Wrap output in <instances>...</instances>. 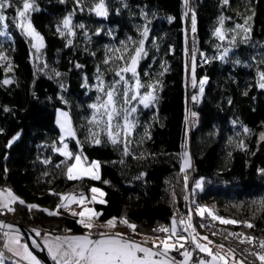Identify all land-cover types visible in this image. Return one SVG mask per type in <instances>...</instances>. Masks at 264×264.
I'll return each mask as SVG.
<instances>
[{
	"label": "trees",
	"instance_id": "16d2710c",
	"mask_svg": "<svg viewBox=\"0 0 264 264\" xmlns=\"http://www.w3.org/2000/svg\"><path fill=\"white\" fill-rule=\"evenodd\" d=\"M12 2L0 25L5 33L0 52L7 57L0 60V189H10L25 203L12 204L15 211L0 209V216L20 219L42 232H84L78 216L71 215L76 203L61 201L60 194L80 193L90 199L91 189L98 187L105 203L90 201L102 213L95 220L126 217L136 225L135 233L118 220L115 228L133 240L159 237L153 229L168 228L172 217L178 225L181 217L186 221L188 200L195 206L205 201L216 216L241 222L224 226L264 238V88L258 84L264 72V0H105L107 17L90 11L98 0H30L36 10L28 14L29 20L43 38L38 53L17 27L18 20L14 22L22 0ZM69 15L74 35L63 27ZM218 27L223 39L215 34ZM193 34L205 57L202 62L189 51ZM141 40L145 54L137 76L123 75L133 86L129 97L138 79L155 85L157 99L148 108L138 100L124 104L123 82L117 85V107L137 109L129 116L135 126L125 155L123 135L113 145L100 132L102 143H94L90 129L99 132L103 125L90 123V105L106 98L108 88L119 80L116 70L125 66L114 58L105 64V59L125 48L134 51ZM115 49L120 52L110 51ZM225 49L228 53L221 59ZM205 78L201 93L199 82ZM5 79L12 82L5 85ZM100 79L104 92L98 87ZM57 108L68 112L75 133L67 140L71 156L59 151L65 140L55 123ZM114 123L123 124V112ZM76 150L85 162L98 161L99 179H68ZM186 150L190 166L182 172Z\"/></svg>",
	"mask_w": 264,
	"mask_h": 264
},
{
	"label": "snow or ice",
	"instance_id": "6c2138e0",
	"mask_svg": "<svg viewBox=\"0 0 264 264\" xmlns=\"http://www.w3.org/2000/svg\"><path fill=\"white\" fill-rule=\"evenodd\" d=\"M228 0H225V3H227ZM185 3H187V0H185ZM12 0H0V25H3L5 22V15L3 14L4 9L13 7ZM127 6V5H125ZM35 6L33 2H30V0H22V9L17 8L16 9V16L14 17V22L16 20L19 21L17 24V27L22 29L25 35L31 37L32 41V47L36 50L38 53L40 49L43 47V38L39 35L38 32L35 31L33 28L28 14L31 11H34ZM90 11L94 12L96 16L100 17H107L108 16V8L105 3V0H98V3L94 4V6L90 9ZM224 17L220 18V23L223 25ZM63 27L65 29H68L69 35H74V33L71 31V15L66 16L63 19ZM245 24H247V20H245ZM6 27V25H4ZM78 27L83 28V25H78ZM236 28L242 29L245 33L249 31V29L243 25L237 24ZM192 30L195 31V15L192 17ZM60 31V29H58ZM215 34L219 36L220 39H223V32L222 28L218 27L215 30ZM5 33L3 31H0V36H4ZM61 35H64L63 32H61ZM142 35H147V28H145ZM235 39V38H233ZM69 44H71V40L68 41ZM122 44L124 42H121ZM143 40L140 41V46L136 47L134 51L128 52V50L125 48L123 53H120V55H116L114 57L109 56L105 59L104 63L108 64L111 59H117L124 61V67L119 68L116 70V75L119 76V80L114 81L113 84L108 88L107 92L105 93V97L101 103L92 104L90 107L94 109L92 119L90 123L96 124L97 126L103 125L102 128H100L99 132H93L90 129V137L93 138V141L95 144H101L102 141L99 138L100 132H103L105 135H107L108 141L113 144L117 145L120 143V137L121 135L124 136V154L128 155L129 150L127 147V144L129 143L127 140V137L131 134L134 124L130 122L129 116L131 113H134L137 111L135 107H132L130 110L128 109H119L117 107L118 103V97L117 93L119 89L117 88V85L121 84L123 82L124 88H123V102L124 104L130 103V101L138 100L140 104L143 105L144 108H148L156 99L155 95V85L154 84H148L143 85L140 83V81L137 79L136 84L134 85L135 94L131 95L129 97V92L133 90V86H129L128 82L125 80V77L123 73H131L132 77L137 76V65L139 63V60L142 58V56L145 54L143 50ZM115 52H120V49L110 50ZM125 53H127V59L125 58ZM228 53V49H225L223 55L221 56V59H223L224 56H226ZM195 59V57L193 58ZM0 60H7V57L0 52ZM46 66V65H45ZM76 67H81L79 64L76 65ZM11 64L9 63L7 70H10ZM57 76L60 75V73H56ZM99 79V77H98ZM12 81L9 79L3 80V84L7 85L10 84ZM206 82V78L200 80V92L203 93L204 91V84ZM259 87L264 88V72L259 73V81H258ZM196 85V80L193 78V86ZM99 90L101 92H104V82L102 79H100L99 84ZM142 87H146V91L143 94H140L139 90ZM98 100H101V97H97ZM193 100H196V97H193ZM7 111V109H5ZM121 112H123V124L114 123V120L116 117L121 115ZM97 114L100 115V119H97ZM195 115V113H193ZM60 116L64 117V120L61 121L58 119V124L60 125L62 136L61 140L63 141L64 136H75L74 131L71 128L70 121L67 118V113H60ZM106 117V120L103 119ZM248 129L245 128V132H247ZM16 139V137L13 138V140ZM261 139L264 140V133L261 134ZM12 141H9V145H11ZM243 147V144L240 145ZM67 145H65L64 150H62V154L65 156H71L72 154L66 151ZM187 154L185 153V157ZM47 163V161H45ZM186 166H190L187 159L185 160V164L182 165L181 171L183 172L185 170ZM99 164L97 161H92L91 165L88 167L81 168V156L77 155L75 157V163L71 164L67 168V177L68 179H79L81 177V173L83 175L90 176L91 179H99V176L97 174ZM78 170V171H74ZM187 180V178H185ZM105 183H107L105 181ZM197 187H199V182L197 183ZM7 192V196L5 197L4 192ZM91 192L93 195V202L96 201L95 194L99 192L101 199H99V203L103 204L105 201L102 199L104 196V193L101 192L97 188H92ZM61 201L68 200V201H74L76 203H81L83 200V194H81V198L77 200L75 196L72 194H60ZM187 199V197H186ZM19 202L20 204H24L25 202L23 200H19L18 197H16L11 190H3L0 191V208H5L8 211H15L13 207H11L12 204L15 202ZM29 209L36 208L37 205H28ZM65 207L67 208V204H58L57 208ZM47 211L49 215H56V212L44 210ZM208 211V215L212 217L213 220H220V223L222 224H237L241 223L240 221H236L234 219H224L216 216L211 211L201 208L197 210V214L203 216L204 212ZM71 215L73 216H79L80 219H78L76 222L80 224L83 228H85L87 231L83 235H72V236H56L53 238L52 241H49L48 239H45L44 244L47 247L48 255L54 262V264H189V261L192 257V252L188 250V248L185 247V243L189 242V237H186L184 235H181L177 231V220L175 217L172 221V227L166 228L164 226H160L157 229H153L154 232H163L167 235L160 239V243L156 244L153 243L152 247H146L142 244H138L134 241H130L128 239H125L122 233H115V234H109L107 232L101 231L97 233L98 238H93V232L92 230L97 227L94 220L98 219L102 213L95 212L92 209H85L79 213L77 212H71ZM87 217V218H86ZM117 220L120 224L127 226L130 228L134 233L136 230V225L130 223L126 217H120L116 218L113 217L109 219L108 221L104 222L102 225H99L101 228H115L117 226ZM191 220V212L188 216V222H186L183 218L180 219L179 225L183 226L184 231H189L191 229L192 232H195L194 227L190 223ZM247 227L251 228L254 227L253 224L249 222H244ZM4 227H11L10 225H4L0 224V228ZM201 227H204V225H201ZM70 231V230H67ZM215 235V233H213ZM37 235H39V232H37ZM198 235V234H197ZM229 235H238L236 233H229ZM5 236H8V233H5ZM173 237H175V240L173 241ZM227 238V237H226ZM152 239L155 241L158 239L157 237H152ZM204 240H208L207 237H202ZM254 237H246V240L248 243H253ZM171 241V242H170ZM190 242L195 245L197 249H199L201 252L206 253L208 257H211L210 260L201 258L198 262V264H227V259L224 255H221L220 253H214L210 248H208L205 245H202L198 242L197 236L192 235ZM243 242V241H241ZM208 243H213L211 240H208ZM4 247L13 254L14 257L19 258V260L13 259L12 264H19V261H27L28 264H40V261L37 260V258L32 254L31 251H29V248L27 245H21L19 242L18 237L12 236L9 237L4 245ZM218 247L223 248V245H218ZM181 249H183L181 251ZM259 252H254L252 250H245L248 255L255 256L257 260L261 262V264H264V240L260 241L259 243ZM172 251H178L180 256L184 257L183 261H177L174 257H171L169 255ZM229 252L234 256V250L230 249ZM0 264H4V253L0 251ZM242 264V262H240Z\"/></svg>",
	"mask_w": 264,
	"mask_h": 264
},
{
	"label": "rangeland",
	"instance_id": "374dc122",
	"mask_svg": "<svg viewBox=\"0 0 264 264\" xmlns=\"http://www.w3.org/2000/svg\"><path fill=\"white\" fill-rule=\"evenodd\" d=\"M18 23H19V21H18ZM29 37V36H28ZM191 39H193V43L195 42V44L197 45V37L195 36V37H190ZM29 39H30V41H31V37H29ZM31 43V45H32V41L30 42ZM196 48H197V52H200L199 51V49H198V47L196 46ZM35 50V49H34ZM35 52H36V50H35ZM201 53V52H200ZM192 54V53H191ZM193 55V54H192ZM194 56V55H193ZM195 58H197L199 61H204V56H202V58H200V57H198V56H194ZM60 113H67V118H68V120L70 121V125H71V120H70V116H69V114H68V112L65 110V109H63V108H57L56 109V116H55V123H56V125L58 126V128H59V131H60V137L62 136V132H61V128H60V125L58 124V119L59 120H61V121H63L64 120V117H62V116H60ZM71 128H72V125H71ZM72 130H73V128H72ZM74 131V130H73ZM75 136H64V139L63 140H65L64 141V143L61 145V147H60V149H59V151L62 153V150H64V148H65V145H67V148H66V151L67 152H69L70 153V151H69V146H68V143H67V140L68 139H70V138H74ZM185 153L187 154V156L185 157ZM77 155H79V156H81V168H84V167H88V166H90L91 165V162L92 161H97V160H92V161H89V162H85L84 160H83V156H82V153L80 152V150H76L75 151V153H74V158H73V161H72V163L71 164H73V163H75V157L77 156ZM187 159V161H188V163H189V165H190V156H189V152L186 150V151H184L183 152V154H182V160H181V166L183 165V164H185V160ZM98 162V161H97ZM70 164V165H71ZM187 167H189V166H186L185 168H187ZM99 168V167H98ZM74 171H78V170H74ZM97 174H98V171H97ZM83 175V173H81V176ZM93 188H97V189H99L98 187H93ZM2 190H10V189H2ZM100 191H101V189H99ZM12 192V191H11ZM102 192V191H101ZM13 193V192H12ZM73 193H75V192H73ZM93 193H92V195H91V198L90 199H87L86 198V196L85 195H83V200H82V202L81 203H76V205H74L72 208V210L74 211V212H77V213H79V212H81V211H83V210H85V209H92L93 211H95L96 212V210H95V208H94V206H93V204L90 202L91 200H93ZM95 197H96V201H99V199H101V197H100V194H99V192L98 193H96L95 194ZM77 198V200H79L80 198H81V195H80V193H78V196L76 197ZM103 199V198H102ZM67 202L68 203H71V202H74V201H68L67 200ZM187 205L189 206V210H190V212L192 213V214H197V210L198 209H201V208H203V205L201 204V205H198V206H195V205H193V204H191V201H187ZM203 216H201V217H198L197 215H193L192 216V219H191V222L192 221H194V220H199V219H201ZM87 218V217H86ZM111 218H113V217H111ZM111 218H109V219H111ZM173 218L174 217H172V219H171V221H170V225L168 226L169 228H171L172 227V221H173ZM78 219H80V217L78 216ZM109 219H107L106 221H108ZM176 219V218H175ZM177 220V219H176ZM105 221V222H106ZM94 222H95V224L97 225V227H95L93 230H92V232H94V233H99V232H101V231H104V232H107V233H109V234H115V233H121L120 231H118L116 228H101V227H99V225H102L104 222H102V223H99V222H97L96 220H94ZM221 224V223H220ZM27 225V224H26ZM223 225V224H222ZM29 226V225H28ZM31 227V226H30ZM33 228V230H39L38 228H36V227H32ZM179 228V225H178V223H177V229ZM62 232V231H61ZM65 232V231H64ZM197 232L198 233H200L199 234V236H198V238H197V240L198 241H200L201 242V244H206L207 245V247H208V245H210L208 248H210L214 253H220L221 255H224L225 257H226V259H227V264H240V262H242V264H244L243 263V261H242V259H241V257L239 256V257H237V256H235V254H234V256L229 252V249H227V248H220V247H218V245L219 244H217V242L208 234V233H201L200 231H198L197 230ZM161 234H160V238H159V242L158 243H156V244H159L160 243V239H163L164 237H165V235H163V233L162 232H160ZM123 236L125 237V238H129V239H132L130 236H127V235H124L123 234ZM95 237H97V236H95ZM152 237H155V236H152ZM152 237H144V238H146L145 240H143V238H141V240H137V241H139V242H141V243H146V244H152V242H153V239H152ZM202 237H207L208 238V240H211L213 243H211V244H209L208 243V240H204V239H202ZM98 238V237H97ZM147 240H150V241H147ZM191 240V238H189V241ZM258 241H260V240H264V238H258L257 239ZM171 242V241H170ZM153 245V244H152ZM182 250V249H181ZM199 250V249H198ZM199 252L202 254V256H203V259H208V260H210L211 259V257H208L207 255H206V253H203V252H201L200 250H199ZM184 257H181V258H179L178 259V261H180V260H182Z\"/></svg>",
	"mask_w": 264,
	"mask_h": 264
},
{
	"label": "built area",
	"instance_id": "2783aa9c",
	"mask_svg": "<svg viewBox=\"0 0 264 264\" xmlns=\"http://www.w3.org/2000/svg\"><path fill=\"white\" fill-rule=\"evenodd\" d=\"M192 37H195V34H193ZM75 194L77 193L75 192ZM183 207H185V204H183ZM193 215H197V214H192V216ZM201 225H204V227H201ZM198 230L201 233H208L217 242V244L223 245L224 248H227L229 250L230 249L234 250L235 256L237 257L240 256L244 264H261V262L257 260L255 256L248 255L245 250L250 249L254 252H259L260 251L259 243L262 240L258 241L257 239H254L253 243L250 244L246 240V237H250V236L242 234L241 232L233 230L227 226H224L220 224V222H215L210 218L207 221H199ZM213 233H215V235ZM229 233H236L238 235L233 236V235H229ZM96 234L97 232L96 233L93 232V237L97 236ZM185 247L192 252V257L189 261V264H198L199 260L203 258L199 250L190 241L185 243ZM169 255L171 257H174L177 261L179 258L182 257L180 256L178 251H172L169 253ZM183 259L180 261H183Z\"/></svg>",
	"mask_w": 264,
	"mask_h": 264
},
{
	"label": "crops",
	"instance_id": "0c3cea01",
	"mask_svg": "<svg viewBox=\"0 0 264 264\" xmlns=\"http://www.w3.org/2000/svg\"><path fill=\"white\" fill-rule=\"evenodd\" d=\"M0 191H3V190L0 189ZM13 194H14V193H13ZM4 195H5V197L7 196V192H6V191L4 192ZM14 195H15V194H14ZM15 196H16V195H15ZM16 197H17V196H16ZM0 209H5V208H0ZM186 222H188V219H186ZM190 223H192V222L190 221ZM168 228H169V227H168ZM86 231H87V230H85L84 232H64V231H62V232H58V233H49V232H42V231H40V230H34V232L36 233V235H37V232H39V235H37V236H38L39 240L41 241V243L43 244V246L45 247L47 254H48L47 247H46L45 244H44L45 239H48L49 241H52L53 238L56 237V236L83 235ZM177 231H178L181 235H184V236L187 235V236L189 237V235H188L189 231H183L180 227L177 229ZM5 233H8V236H7V237L5 236ZM185 233H186V234H185ZM197 234H198V235H197ZM199 234H200V233H198L197 230H196L195 232H193V235H196L197 238H198ZM12 236L18 237L19 242H20L21 245H27V243H26L24 237H23L22 234H20L19 232H16V231H9V230H4V229L0 228V251H2V252L4 253V264H12V260H13V259L19 260V258L14 257L13 254H12L11 252H9V251L4 247V245H5L6 241H7V239H8L9 237H12ZM96 238H97V237H96ZM124 238H125V237H124ZM157 238H158V239H156L155 241L153 240L152 244H153V243H158V242H159V238H160V236L157 237ZM190 238H191V237H190ZM125 239H128V240H130V241H134V242H136V243H138V244H142V245H144V246H146V247H149V248L152 247V244L141 243V242H139V241H137V240H133V239H129V238H125ZM174 240H175V237H173V241H174ZM198 242L201 244L200 241H198ZM202 245L207 246V245L204 244V243H203ZM27 246H28V245H27ZM209 246H210V245H208V247H209ZM28 248H29V247H28ZM29 251H31V250L29 249ZM31 252H32V251H31ZM32 254L34 255V253H32ZM34 256H35V255H34ZM35 257H36V256H35ZM36 258H37V257H36ZM37 260H39V259L37 258ZM19 264H28V262H27V261H22V260H20V261H19ZM40 264H41V262H40Z\"/></svg>",
	"mask_w": 264,
	"mask_h": 264
},
{
	"label": "water",
	"instance_id": "95a60500",
	"mask_svg": "<svg viewBox=\"0 0 264 264\" xmlns=\"http://www.w3.org/2000/svg\"><path fill=\"white\" fill-rule=\"evenodd\" d=\"M138 66V65H137ZM0 224L10 225L11 227H4L2 229L9 231H16L22 234L29 249L39 259L41 264H54L50 256L47 254L45 247L39 240L33 228L26 225L20 219L12 220L7 217L0 216Z\"/></svg>",
	"mask_w": 264,
	"mask_h": 264
},
{
	"label": "bare ground",
	"instance_id": "6f19581e",
	"mask_svg": "<svg viewBox=\"0 0 264 264\" xmlns=\"http://www.w3.org/2000/svg\"><path fill=\"white\" fill-rule=\"evenodd\" d=\"M196 46L197 45L195 44V42L193 43V39H190V42H189V51H190V53H192L194 56H198V57L202 58L203 54L200 53V52H197ZM183 199H184V197H183ZM202 205H203L204 209H207V210L211 209L210 205L207 202H205V201H202ZM197 216H198V214H197ZM209 217L210 216L208 215V211H205L204 214H203V217L201 219L192 221L191 224L194 227L195 231L198 230V222L199 221H207V220H209ZM163 235L166 236L167 234L163 233ZM188 235H189V238L193 235V232L191 231V229H189Z\"/></svg>",
	"mask_w": 264,
	"mask_h": 264
}]
</instances>
